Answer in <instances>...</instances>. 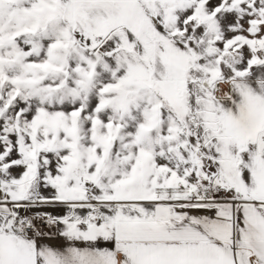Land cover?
Returning <instances> with one entry per match:
<instances>
[{
    "label": "snow or ice",
    "instance_id": "snow-or-ice-1",
    "mask_svg": "<svg viewBox=\"0 0 264 264\" xmlns=\"http://www.w3.org/2000/svg\"><path fill=\"white\" fill-rule=\"evenodd\" d=\"M0 264H264V0H0Z\"/></svg>",
    "mask_w": 264,
    "mask_h": 264
}]
</instances>
